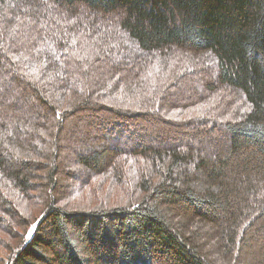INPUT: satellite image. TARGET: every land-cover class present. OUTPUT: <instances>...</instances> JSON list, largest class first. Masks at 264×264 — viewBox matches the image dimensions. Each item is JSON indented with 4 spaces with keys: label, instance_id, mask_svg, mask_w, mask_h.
I'll return each mask as SVG.
<instances>
[{
    "label": "trees",
    "instance_id": "obj_1",
    "mask_svg": "<svg viewBox=\"0 0 264 264\" xmlns=\"http://www.w3.org/2000/svg\"><path fill=\"white\" fill-rule=\"evenodd\" d=\"M0 264H264V0H0Z\"/></svg>",
    "mask_w": 264,
    "mask_h": 264
},
{
    "label": "rangeland",
    "instance_id": "obj_2",
    "mask_svg": "<svg viewBox=\"0 0 264 264\" xmlns=\"http://www.w3.org/2000/svg\"><path fill=\"white\" fill-rule=\"evenodd\" d=\"M61 20H62L61 22L70 21V18L67 19V17L64 18L62 16ZM105 22L107 23L106 24L107 26L110 24L107 21ZM105 30H108L109 33L111 32V29L109 28ZM97 36L98 34H96V36L92 35L90 37L98 38ZM71 56H72L71 59L72 62L77 61L78 58L80 59V54H78V56H76V54ZM183 63H184V67L182 69H186L188 71V66H190V64H188L186 58L183 60ZM200 69L202 70L197 71L196 76H192L194 80H196L195 84L200 81V78L205 82L207 79H209L212 76L211 72L209 73L203 72L204 66L200 67ZM217 91L220 92V94L223 92L221 88L217 89ZM218 98H219V93L215 92L214 96L211 98L212 101L210 104L213 105L216 102V100H218ZM162 117L166 118V116H162ZM177 128L180 127L169 126L165 123L161 125L157 121V119L155 120L154 118L143 119V120L138 119V120L129 121V123H125L123 122L122 118L116 116L113 112H107V111L100 112V110L91 107L83 109L79 115L74 116L69 120L64 132V138H65L64 143L66 144L64 147L67 149V151L64 153L65 158L61 163V169L58 175V183H59L58 190L61 195L60 200L64 201V198L70 195V193L74 191V187L76 186V179L73 177V174L74 172L77 173V171L79 170L78 168L80 167V165L76 162L78 148L80 147L84 148L87 145L92 146L91 144H95V140L93 139V137L96 134H105L107 137H111V136L113 137L118 134L127 136L129 130L136 129L137 131L143 133L144 136L143 139L144 138L146 139L147 134L150 131L155 132L156 130H159L161 134L166 135L165 136L166 138H172L178 135L179 132ZM116 131L119 132L116 133ZM144 131H146V133H144ZM85 137H88L87 138L88 143L81 144L79 141L83 140ZM99 140L100 142H98L97 144L103 142L102 138ZM129 141L131 140L125 139V137L122 138L123 144H126ZM74 144L75 145L78 144L80 147L75 146ZM36 224L37 221L33 222L32 227Z\"/></svg>",
    "mask_w": 264,
    "mask_h": 264
}]
</instances>
